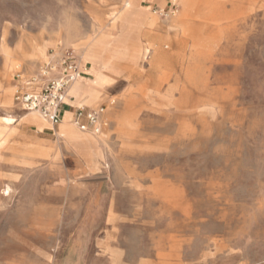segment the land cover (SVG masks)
Listing matches in <instances>:
<instances>
[{"label":"rangeland","instance_id":"obj_1","mask_svg":"<svg viewBox=\"0 0 264 264\" xmlns=\"http://www.w3.org/2000/svg\"><path fill=\"white\" fill-rule=\"evenodd\" d=\"M60 48L115 70L88 167L14 101ZM0 264H264V0H0Z\"/></svg>","mask_w":264,"mask_h":264},{"label":"built area","instance_id":"obj_2","mask_svg":"<svg viewBox=\"0 0 264 264\" xmlns=\"http://www.w3.org/2000/svg\"><path fill=\"white\" fill-rule=\"evenodd\" d=\"M174 4L168 13L173 11ZM80 55L73 49L60 48L51 51L48 59L29 77L16 75L14 101L26 113H35L51 126L62 121V111L73 84L85 74ZM113 104L112 102L110 103ZM104 105L97 109L76 108L73 125L82 132L99 135L106 123Z\"/></svg>","mask_w":264,"mask_h":264},{"label":"crops","instance_id":"obj_3","mask_svg":"<svg viewBox=\"0 0 264 264\" xmlns=\"http://www.w3.org/2000/svg\"><path fill=\"white\" fill-rule=\"evenodd\" d=\"M145 24L148 26H151V25H153V20L147 19V21L144 22L143 25H145ZM88 43H89V41L82 47V51L87 49ZM83 63H89V62H88V60L83 59ZM86 66H87V64H85V66H84L85 69H86ZM113 73H115V70L112 67V64L109 62H106V61H103V64L99 69L98 68L97 69L92 68L88 72L85 71L84 76L82 78H80L78 81H76V83L72 86V88L70 89V91L68 93V96H67V99L65 101V105H64L63 111H62V113H63L62 114V117H63L62 120L64 121L65 116L69 114V115H71V117H70V121H71V118H72L73 113H74L76 108H89V106L85 105L84 102L91 100V98L93 96L94 89L88 83L94 81V79H97L100 82V85L98 87V90H99L98 103H100L103 96H104L105 88L107 86H109L113 81V78H112ZM93 83H94L93 85L96 84L95 82H93ZM20 122L21 123L23 122L24 124L35 126L37 128V130L40 132L43 131L41 126H36L35 124L28 122L26 120L25 116L20 119ZM75 129L78 132H80L81 134H83V132L79 131L77 128H75ZM61 140H62L64 147L67 150H70V149L73 150L74 154L76 155L77 162L79 160H81L84 162L86 167L89 166V162H87V160L82 158V156L79 153H77V149L81 147L82 141L84 142L85 140H89L88 135H81L79 138H77L75 140H70V137L66 135V136H63L61 138ZM35 149H36V152H40V150H41L37 146ZM94 153H92V155Z\"/></svg>","mask_w":264,"mask_h":264},{"label":"bare ground","instance_id":"obj_4","mask_svg":"<svg viewBox=\"0 0 264 264\" xmlns=\"http://www.w3.org/2000/svg\"><path fill=\"white\" fill-rule=\"evenodd\" d=\"M198 2V0H186V5H195L196 3ZM126 6H127V3H126ZM196 7V6H195ZM194 7V8H195ZM45 48V47H44ZM34 50H35V53H36V55H40V56H42L43 54H44V52H43V48H40L39 46H35V48H34ZM76 83V82H75ZM74 83V84H75ZM73 84V85H74ZM72 88V87H71ZM89 97V96H88ZM98 100H99V90L98 89H94V93H93V96H92V98H91V100H88V101H85L84 103L85 104H89V105H96V104H98ZM8 101H10V100H8ZM111 102H113V101H111ZM25 118H36V119H39V120H41L42 122H44V123H47L45 120H43L42 118H40L37 114H35V113H29L28 115H25ZM5 121L6 122H8V123H10V122H16L15 120H12V119H5ZM63 121V120H62ZM63 124H68L70 127L69 128H65V131L68 133V134H73L72 133V130L70 129V128H72L71 127V122H70V120L69 121H67L66 119L63 121ZM73 124V123H72ZM67 125V126H68ZM39 126H42L43 128H47V130L49 129L47 126H44V125H39ZM74 126V125H73ZM62 127V126H61ZM75 127V126H74ZM76 128V127H75ZM73 129V128H72ZM62 130V129H61ZM80 131V130H79ZM82 132V131H81ZM66 133V134H67ZM92 134V133H91ZM94 135V137L93 138H89V140H85L84 142L82 141V145L81 146H83L86 150H88L90 147H94V148H96V149H98L99 148V136L98 135H95V134H93ZM77 138H79V137H75L74 135L70 138V140H75V139H77ZM78 143V142H77ZM172 249V248H171Z\"/></svg>","mask_w":264,"mask_h":264}]
</instances>
